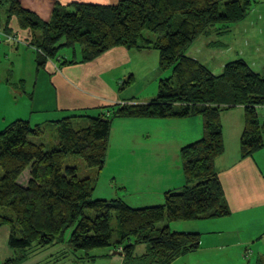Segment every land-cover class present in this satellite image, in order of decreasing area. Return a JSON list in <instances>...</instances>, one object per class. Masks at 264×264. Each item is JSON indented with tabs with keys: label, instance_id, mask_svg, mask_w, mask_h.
I'll list each match as a JSON object with an SVG mask.
<instances>
[{
	"label": "trees",
	"instance_id": "16d2710c",
	"mask_svg": "<svg viewBox=\"0 0 264 264\" xmlns=\"http://www.w3.org/2000/svg\"><path fill=\"white\" fill-rule=\"evenodd\" d=\"M242 1L56 4L49 21L44 22L18 0H0V24L4 17L6 29L15 20L20 29L39 32L28 43L38 53V66L60 48L80 46L82 61L89 62L124 47L157 50L160 70L171 71L169 78L159 81L156 96L147 103L114 106L111 113L87 117L78 128L69 118L57 122L56 144L41 141L44 130L27 121L16 120L0 130V228H9L7 245L15 255L34 246L61 249L66 243L78 260L97 258L89 255L93 249H120L125 264H170L197 250L200 234L171 231L169 223L229 215L214 168L215 159L224 152L220 115L235 107L244 109L242 158L264 148V120L258 115V109L264 107V77L242 59L228 62L214 76L187 49L207 35L210 27L229 28L243 20L249 1ZM144 31L152 37H144ZM193 116L202 120V135L179 152L186 183L165 191L161 204L131 207L121 198L93 200L92 179L80 178L77 167L65 165L67 157H79L87 168L102 170L114 118ZM24 173H28L27 180L21 183ZM113 214L115 228L111 226ZM137 245H144L146 251L134 257ZM59 252L56 258L64 259L63 249ZM15 255L3 264L25 262Z\"/></svg>",
	"mask_w": 264,
	"mask_h": 264
},
{
	"label": "crops",
	"instance_id": "0c3cea01",
	"mask_svg": "<svg viewBox=\"0 0 264 264\" xmlns=\"http://www.w3.org/2000/svg\"><path fill=\"white\" fill-rule=\"evenodd\" d=\"M18 1L24 9L34 13L44 22L49 21L56 4L68 7L76 2L98 5H114L118 2ZM260 22L263 26L258 31L257 50L264 58V10L258 14V23ZM236 24H231L229 28ZM237 27L239 28V25ZM246 30L247 28L244 29ZM0 31L16 37L15 42L6 41L2 37L0 39V130L16 120L27 121L31 126H39L44 130V136L40 140L44 139L46 144L57 143V137L52 143L48 141L46 129H56L57 133L56 124L62 119H71L73 126L78 128L85 125L87 117L111 113L114 106L147 103L157 93L147 100H138L137 91L144 92L146 88L143 82L146 79L151 80L155 89L166 75L157 67L152 72L146 69L147 57L142 54L155 52L149 48L138 50L117 47L89 62L82 61V49L77 55L76 49L71 48L62 56L47 59L42 66H38V53L28 43L38 37L39 32L34 34L32 31L22 30L15 20H12L6 29L4 17L1 19ZM261 65L263 66L257 70L251 66L250 68L264 77V62ZM138 76L142 77L141 80H138ZM126 79L128 84L124 82ZM137 83L139 85L136 87ZM123 85L128 86L120 88ZM258 115L263 121L264 107L258 109ZM220 116L224 152L215 159L214 168L230 213L214 219L172 222L168 226L173 231L200 234L198 249L188 253L196 258V264L200 256L206 257V262L210 261V264H264V148L247 158H242L240 137L244 128V109L235 107L222 111ZM177 120L173 121V126L184 127L181 124L185 121H195L198 130L188 138L183 131L177 134V137L166 135L167 141L164 136H160L155 143H151L150 137L143 141L136 139L134 142L140 144L142 152H147L148 149L151 153L156 152L158 167L164 172L158 181H155L156 186L141 187L144 184H137L136 192L141 200L137 204L133 203L134 206L128 204L125 198H121L129 206L161 204L165 191L179 189L185 185L179 152L184 146L200 139L201 121L195 117ZM147 155L145 153L141 159H147ZM127 191L128 189L125 192ZM108 252L110 255L103 254L100 257H112L111 261L125 264L123 258L117 256L115 251ZM179 258L181 256L170 264Z\"/></svg>",
	"mask_w": 264,
	"mask_h": 264
},
{
	"label": "rangeland",
	"instance_id": "374dc122",
	"mask_svg": "<svg viewBox=\"0 0 264 264\" xmlns=\"http://www.w3.org/2000/svg\"><path fill=\"white\" fill-rule=\"evenodd\" d=\"M230 1L234 0H224V3ZM240 1L243 2L242 0ZM248 1L249 5L247 14L243 20L237 22L238 24L235 23L236 26L233 28L222 27L223 25L210 27L207 31V35L200 36L187 49V54L197 60L200 64L204 65L214 76H219L225 64L234 61L237 58L244 60L255 70L263 66L261 64L264 62V58L257 50V41L259 40L258 31H260L259 29L263 26L262 22L258 23V14L264 10V0ZM238 25L239 28L237 27ZM245 28H247L246 31H244ZM143 36L148 38V36L152 37V34L148 31H144ZM74 49H76L75 52L78 55L81 47L76 46ZM66 50H69V48H60L54 57L62 56ZM154 51L155 52L151 51L147 53L148 55L142 54L147 57L146 69L149 72H152L155 67L159 68V54L157 50ZM162 73H166L164 79L171 76V71L169 70ZM141 78L142 77L138 76V80H141ZM124 82L125 84L129 83L127 79L124 80ZM140 82L142 83V81ZM143 83H145L146 88L144 89V92L137 91L136 98L138 100H147V98H152L158 90V84L154 89V84L149 79H146ZM138 85L139 83L135 86L137 87ZM126 86L128 85H123L122 87L120 86V88ZM149 93H151V95H146ZM193 117L200 119L201 122L199 123L202 132L201 118L197 116ZM188 118L175 119L187 120ZM175 119L114 118L111 121L112 125L110 136H112V138L109 137L107 159L102 170L97 171L87 168L84 161L79 157H67L65 165L77 167L78 176L80 178L86 177L92 179L94 183V190L91 198L93 200H112L114 198H119L115 196H120V198H125L128 204H137L141 200L140 195L136 192V188L138 187L137 184H144L141 185V187L156 186L155 181H158L159 176L164 172V170L158 167L156 152L151 153L149 149L147 152H142L139 148L140 144H135L134 142L136 139L143 141V139L150 137L151 143H155L158 141L157 138L160 136H164L167 141V136L171 137L172 135H176L174 137H177V134L183 131L186 138H188L195 132V130H198L195 121H185L181 124L184 127H175L172 125ZM129 120L130 122H127ZM46 134L48 141L52 143V141L56 138V129L48 128L46 129ZM143 144L144 143L141 144V149H143ZM145 153L148 154V158L141 159ZM27 176L28 173H24L20 178V182H26ZM127 189L128 191L125 192ZM111 226L112 228H115L116 226L114 214L111 220ZM8 235L9 228L6 226L1 227L0 264H3L4 261L14 257L15 255L7 245ZM68 236L69 232L66 233L65 240ZM113 239H115V235L113 236ZM65 247L66 249H64ZM62 249L66 255L64 259L61 257L62 260H59L56 257L60 255L59 250ZM115 252L121 251L115 250ZM89 253L90 256L97 258L92 260L85 258L78 260L73 256L69 244L63 243L61 249L56 245L47 249L34 246L28 249L25 254L23 252H18L15 256H18L20 261H25L22 264H121L120 262H115L114 260L111 261L110 259L112 257H100L103 254H109L107 249H93ZM144 253V245H137L133 252L134 257H139V255ZM192 255L193 254H187L185 256L182 255L183 257L181 256V258L177 259L173 264H196V258H193ZM112 256H115V254H112ZM117 256H121L123 258V255ZM206 260V257L200 256L198 257L199 262L197 261V264H210V261L206 262Z\"/></svg>",
	"mask_w": 264,
	"mask_h": 264
},
{
	"label": "built area",
	"instance_id": "2783aa9c",
	"mask_svg": "<svg viewBox=\"0 0 264 264\" xmlns=\"http://www.w3.org/2000/svg\"><path fill=\"white\" fill-rule=\"evenodd\" d=\"M1 37L4 38L6 41H10V42L16 41V37H12L11 35L4 33L2 31H0V39H1ZM119 251H121V250L119 249Z\"/></svg>",
	"mask_w": 264,
	"mask_h": 264
},
{
	"label": "water",
	"instance_id": "95a60500",
	"mask_svg": "<svg viewBox=\"0 0 264 264\" xmlns=\"http://www.w3.org/2000/svg\"><path fill=\"white\" fill-rule=\"evenodd\" d=\"M116 253H117L118 255H122V252H116ZM116 253H115V254H116Z\"/></svg>",
	"mask_w": 264,
	"mask_h": 264
}]
</instances>
